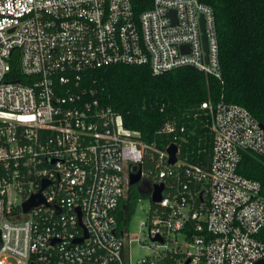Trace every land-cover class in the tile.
Masks as SVG:
<instances>
[{
  "label": "built area",
  "instance_id": "2783aa9c",
  "mask_svg": "<svg viewBox=\"0 0 264 264\" xmlns=\"http://www.w3.org/2000/svg\"><path fill=\"white\" fill-rule=\"evenodd\" d=\"M16 60L28 81L14 80ZM112 64H149L154 74L189 65L223 80L213 8L152 0L136 13L131 0H0V264H134L115 211L150 146L96 98L93 70ZM202 107L214 113L210 166L169 164L160 152L162 199L142 224L151 254L135 264L174 254L177 264L264 261L262 183L238 171L244 151L264 155V128L238 103ZM40 190L45 202L23 211Z\"/></svg>",
  "mask_w": 264,
  "mask_h": 264
},
{
  "label": "trees",
  "instance_id": "16d2710c",
  "mask_svg": "<svg viewBox=\"0 0 264 264\" xmlns=\"http://www.w3.org/2000/svg\"><path fill=\"white\" fill-rule=\"evenodd\" d=\"M131 1L136 13L152 5V0ZM199 1L215 13L223 80L189 65L161 74H154L149 64H112L93 70L96 98L120 113L125 126L139 130L150 146L140 163L149 192L159 179V154L171 143L179 145L180 160L210 166L214 113L202 107L204 102L212 108L221 100L238 103L264 126V0ZM13 72L14 80H29L21 74L18 60L13 61ZM167 122L176 124L177 131H162ZM238 171L260 181L264 190V155L244 151ZM138 184L129 185L115 211L119 232L127 230L140 198ZM155 205L151 201V211ZM259 236L264 240V228ZM181 257L174 254L158 264H177Z\"/></svg>",
  "mask_w": 264,
  "mask_h": 264
},
{
  "label": "rangeland",
  "instance_id": "374dc122",
  "mask_svg": "<svg viewBox=\"0 0 264 264\" xmlns=\"http://www.w3.org/2000/svg\"><path fill=\"white\" fill-rule=\"evenodd\" d=\"M145 178L142 179V181ZM145 181V180H144ZM143 181V182H144ZM128 182V178H127ZM139 183V187H141L140 198L137 200L135 204L134 211L131 214L129 224L127 226L128 236L126 237V247L128 252H131V261L135 264L141 258H145L150 255V250L147 245H150V237L148 236L149 226H142L144 222L149 223L150 215H151V195L149 192V184L147 183ZM129 184L127 183L126 195L128 194ZM136 235L145 236L146 241L143 239L142 242L148 244H141L140 241L131 240Z\"/></svg>",
  "mask_w": 264,
  "mask_h": 264
},
{
  "label": "water",
  "instance_id": "95a60500",
  "mask_svg": "<svg viewBox=\"0 0 264 264\" xmlns=\"http://www.w3.org/2000/svg\"><path fill=\"white\" fill-rule=\"evenodd\" d=\"M201 29L203 31V35H202V39H203V45L205 50H207V41H206V35L204 33V25L203 23H201ZM205 59L207 60V55L205 56ZM261 126L264 128L263 124H261ZM178 151H179V146L177 143H171L168 147H167V152H168V163L169 164H174L178 161ZM143 176V172H142V167L141 165H139L138 167H134L129 171L128 174V184L129 185H133V184H137L141 181ZM48 183V181H44L43 185H42V189L43 187ZM164 189V183L163 182H158V183H154L152 186V191H151V201L152 202H159L162 199V192ZM45 200L41 194V190L37 193H33L30 198L25 201L22 204L23 207V211H28L30 208L35 207L41 203H44ZM79 210V209H78ZM79 215L80 214V210H79ZM88 234L87 232L85 233V235L83 237H80L76 240V242H82L85 237H87ZM155 240H159L162 241L161 237H156L154 238ZM142 244H144V242H142ZM2 245V239H1V233H0V247ZM189 260H187L186 264H188ZM31 264H36L35 262H32ZM257 264H264V261H261Z\"/></svg>",
  "mask_w": 264,
  "mask_h": 264
},
{
  "label": "flooded vegetation",
  "instance_id": "af4514ba",
  "mask_svg": "<svg viewBox=\"0 0 264 264\" xmlns=\"http://www.w3.org/2000/svg\"><path fill=\"white\" fill-rule=\"evenodd\" d=\"M142 179H143V176H142ZM142 179H141V181L139 182V183H141V184H142V182L145 180V179H144V180L142 181ZM144 182H145V181H144ZM144 182H143V183H144Z\"/></svg>",
  "mask_w": 264,
  "mask_h": 264
}]
</instances>
